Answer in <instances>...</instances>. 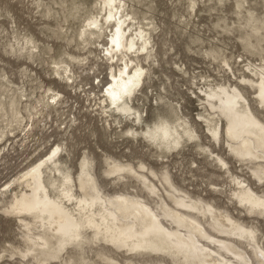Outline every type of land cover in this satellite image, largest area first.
<instances>
[{
	"label": "rangeland",
	"instance_id": "374dc122",
	"mask_svg": "<svg viewBox=\"0 0 264 264\" xmlns=\"http://www.w3.org/2000/svg\"><path fill=\"white\" fill-rule=\"evenodd\" d=\"M103 1L0 0V264H174L155 247L133 256L92 239L62 249L52 240L56 250L28 253L32 244L22 220L33 219L13 214L12 206L27 190L28 172L57 147L65 172L77 177L84 161L106 195L138 196L159 211V197L133 174L111 172L115 164L143 167L163 193L170 190L168 178L177 195L201 199L254 231L264 249V215L241 205L234 181L260 196L264 183L224 139L215 142L217 123L205 96L238 87L264 120L256 90L243 82H258L256 72L264 67V0H118L133 20L128 34L141 27L150 39L149 54L134 58L145 75L128 100L131 115L117 111L106 93L111 74L124 65L106 52L116 28L108 23L85 34L91 20L105 22ZM164 128L181 133L178 146L166 145Z\"/></svg>",
	"mask_w": 264,
	"mask_h": 264
},
{
	"label": "bare ground",
	"instance_id": "6f19581e",
	"mask_svg": "<svg viewBox=\"0 0 264 264\" xmlns=\"http://www.w3.org/2000/svg\"><path fill=\"white\" fill-rule=\"evenodd\" d=\"M103 4L105 22L91 20L85 34L101 32L108 23L116 28V31H111L106 52L111 60L124 62V65L118 73L111 74L112 80H109L107 87H110L106 93L117 111L131 115L133 107L128 100H132L131 96L140 90L138 88L143 85L145 75V69L134 64V58L149 54L150 39L141 27L135 33L128 34L133 20L123 14L118 0H104ZM131 53L133 55L130 57ZM256 75L258 82L247 79L243 82L256 90L255 98L264 114V67H259ZM219 91L205 93L211 99L207 105L214 111L213 121L217 123L211 131L212 136L217 143L224 139L239 160L250 163L253 176L263 184L264 120L256 115L238 87H221ZM162 132L168 147L170 142L179 145L182 137L178 130L171 132L164 128ZM183 132L191 139L199 138L186 129ZM58 152L59 147L28 172L25 183L27 190L15 196L12 206L13 214L33 219L31 222L22 220L28 232L27 241L33 247L28 249V253L33 250H56L52 240L57 242L58 249H62L65 245L80 248L85 241L92 239L95 242L104 241L116 250L133 256L145 248L155 247L174 264H255L247 250L250 248L257 264H264V249L258 246L259 240L254 231L237 224L232 217L201 199L193 201L188 194L177 195L179 191L170 179L165 178L170 190L164 189L163 193L158 185L149 180V172L148 176L143 174L147 170L142 169L145 170L143 172L140 169L143 167L138 171L130 166L115 164L116 167L113 166L115 168L111 170L113 174L120 171L129 172L131 176L133 174V178L136 177L135 180L140 181L150 195L159 197L161 204L159 211H156L138 196L129 197L121 193L106 195L90 165L87 166L84 161L77 177L65 172L60 166ZM218 159L223 166H227L222 158ZM151 174L154 176L156 173ZM119 179L123 181L125 178ZM234 182L239 188L234 196L241 205L248 211L258 209L256 215H264V195H258L246 182L238 179ZM165 195L170 203L165 200ZM67 204H76V207L69 209ZM33 228L38 231L37 234L33 233ZM105 260L111 262V259Z\"/></svg>",
	"mask_w": 264,
	"mask_h": 264
}]
</instances>
